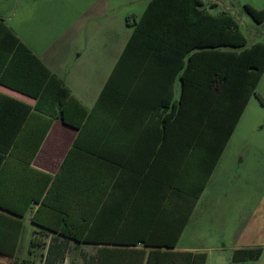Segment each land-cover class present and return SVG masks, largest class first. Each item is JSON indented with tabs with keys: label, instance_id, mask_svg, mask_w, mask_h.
<instances>
[{
	"label": "crops",
	"instance_id": "crops-1",
	"mask_svg": "<svg viewBox=\"0 0 264 264\" xmlns=\"http://www.w3.org/2000/svg\"><path fill=\"white\" fill-rule=\"evenodd\" d=\"M0 19L40 62L16 53L0 28V264H95L100 251L193 252L205 253L206 264H264V191L252 194L255 184L238 176L245 158L237 161L241 121L256 96L220 155L218 124L192 108L178 114L181 84L171 85L170 70L144 74L80 128L58 118L48 127L35 97L48 81L41 64L91 110L132 31L100 43L89 66L66 77L60 52L34 48L1 6ZM257 93L264 99V74ZM262 146L264 139L257 147L264 156ZM257 249L254 261L239 256L232 263L224 254Z\"/></svg>",
	"mask_w": 264,
	"mask_h": 264
},
{
	"label": "trees",
	"instance_id": "trees-1",
	"mask_svg": "<svg viewBox=\"0 0 264 264\" xmlns=\"http://www.w3.org/2000/svg\"><path fill=\"white\" fill-rule=\"evenodd\" d=\"M216 7V4H206L203 0H150L139 19L128 18L132 34L91 110L84 107L41 64L48 81L41 94L35 97L38 109L49 114L48 127L58 118L67 125L80 128L106 101L120 99L124 87L140 84L144 74L147 79L151 78L153 70H170L173 74L171 85L175 81L181 84L178 114L192 108L194 116L207 119L215 129L218 124V131L223 134L220 155L250 99L256 96L264 106V99L257 93L264 74V42L247 47L248 39L237 17L228 10L211 13ZM244 9L255 23L264 24V8L257 9L246 4ZM0 28L5 30L7 37L15 40L16 53L24 50L40 64L2 19ZM10 47L12 51L14 46ZM1 82L11 85L3 78ZM48 104L51 107L44 108ZM46 131L36 149L40 147ZM73 239L80 240L77 236ZM261 253L260 249L236 252L232 262L238 261L239 256H243L241 261H254L260 258ZM136 258L139 264H206L207 255L193 252L100 251L95 264H135ZM14 264L35 263L16 261Z\"/></svg>",
	"mask_w": 264,
	"mask_h": 264
},
{
	"label": "rangeland",
	"instance_id": "rangeland-1",
	"mask_svg": "<svg viewBox=\"0 0 264 264\" xmlns=\"http://www.w3.org/2000/svg\"><path fill=\"white\" fill-rule=\"evenodd\" d=\"M150 0H0V6L12 16V23L22 37L38 50L60 52V69L68 77L86 69L90 58L97 55L100 43L122 39L128 27L127 19H139ZM207 1V0H204ZM215 13L231 10L240 22L241 30L248 39V46L264 42V24L258 25L245 11L249 4L257 9L264 8V0H214ZM7 4L6 7L3 5ZM96 6L91 13L88 7ZM91 43V45H90ZM82 58H79V54ZM239 129L237 161L241 180L255 184L252 194L259 198L264 191V156L259 143L264 139V106L253 97L245 111ZM264 148V146H262ZM242 157V158H241ZM240 179V178H239ZM26 239V237H24ZM225 256H232L225 252ZM233 263V262H232Z\"/></svg>",
	"mask_w": 264,
	"mask_h": 264
}]
</instances>
